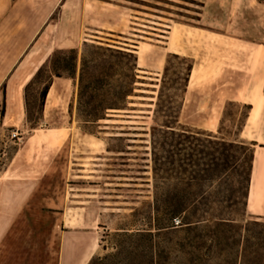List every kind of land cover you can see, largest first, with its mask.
<instances>
[{"label": "trees", "instance_id": "1", "mask_svg": "<svg viewBox=\"0 0 264 264\" xmlns=\"http://www.w3.org/2000/svg\"><path fill=\"white\" fill-rule=\"evenodd\" d=\"M131 1L165 10L157 3ZM191 70L189 58L167 54L151 115L152 187L146 210L131 227L104 234L102 241L107 236L115 239V250L93 256L87 264H211L216 249L222 252L236 247L235 260L240 264L262 263L264 221L241 218L252 165V143L228 140L179 122ZM60 77L72 80L75 88L68 116L90 134L95 133L101 121L128 111L129 98L137 95L142 82L134 47L94 39L83 41L80 49L55 48L24 86L25 121L30 128L40 125L48 89L53 79ZM36 83L39 116L34 118L27 90ZM244 106L247 110L243 121L250 109ZM3 114L4 106L0 110ZM16 150L17 147L14 153ZM229 171L236 174L241 185L240 197L220 191ZM214 185L217 189L211 190ZM141 212L140 207L134 208L136 216Z\"/></svg>", "mask_w": 264, "mask_h": 264}, {"label": "crops", "instance_id": "2", "mask_svg": "<svg viewBox=\"0 0 264 264\" xmlns=\"http://www.w3.org/2000/svg\"><path fill=\"white\" fill-rule=\"evenodd\" d=\"M178 1L166 3L179 5L183 11L172 12L166 7L154 11L157 9L139 2L129 6L134 18L154 15L160 18L156 21L159 24L167 20L160 43L147 41L151 35L145 34V39L131 45L140 72L159 74L169 53L189 58L192 70L179 118L185 114L201 119L191 124L203 130H218L228 102L250 106L234 139L252 143L253 150L244 216L264 221V0H190L183 6ZM17 2L0 0V94L4 106L0 128L24 125L23 88L11 117L7 116L8 90L22 80L20 68L53 20L47 17L36 29H3ZM154 29L149 34H156ZM81 41L79 36L68 34L59 42L50 41L43 53L46 58L55 48L76 47ZM142 52L147 56L159 55L144 63ZM25 151L18 146L7 168L0 173V264H87L100 247L98 218L89 215L88 207L80 204L58 212L60 218L42 221L41 215L52 210L42 209L38 185L43 178L55 180L56 175L35 173L39 166L33 162L20 163L19 156L30 152ZM14 168L17 174L6 175Z\"/></svg>", "mask_w": 264, "mask_h": 264}, {"label": "rangeland", "instance_id": "3", "mask_svg": "<svg viewBox=\"0 0 264 264\" xmlns=\"http://www.w3.org/2000/svg\"><path fill=\"white\" fill-rule=\"evenodd\" d=\"M145 1L164 5L172 9V12L180 9L179 5L161 0ZM176 3L188 5L190 0H179ZM134 5L131 0H19L13 7L12 18L3 24V29H36L38 23H43L51 16L53 20L45 28L32 51L38 44L47 48L50 41L59 42L68 34L82 39L77 45L79 49L83 41L94 39L131 46L138 40L145 39L142 38L145 34L151 35L147 41L160 43L167 20H161L163 22L159 24L156 21L160 18L154 15L134 18V12L129 9V6ZM153 29L156 34H149ZM158 55L153 53L147 56L143 52L140 54L144 63L156 60ZM156 73L157 71L140 72L142 82L138 84L137 95L129 98L130 109L119 111L120 113L101 121L93 134L84 132L77 120L68 116V105L65 112L55 110L48 115L43 112L40 125L35 129L30 128L25 121L24 87V125L19 128H0V173L7 168L15 147L20 146L22 151L30 150L27 156H19L20 163L33 162L39 166L35 173L51 172L56 175L55 180L48 181L43 178L39 182L41 207L52 210L49 214H42L41 220L51 222L60 218L61 214L58 212H63L70 206L83 204L88 207V214L98 218L96 229L99 232L100 247L93 256L113 252L115 239L107 236L102 241L103 235L137 223L140 216L144 215L145 204L150 199L152 178L149 132L162 70L158 71L159 74ZM68 80L54 78V84L59 90L68 93L69 104L75 88L72 80ZM38 86L39 83L33 84L27 90V99L34 118L39 116L36 99ZM2 106L0 94V110ZM246 110L240 103H227L220 117L218 130L212 133L228 140L236 138ZM200 120L185 114L179 118L181 124L195 128L197 127L191 123ZM31 134L33 137H30ZM9 171L18 173L17 168ZM214 186L211 190L217 189ZM219 188L221 193L234 198L240 197L242 193L237 176L232 171L227 173ZM136 207L142 209L139 216L134 213ZM237 207L239 209L241 204ZM241 218L249 220L244 215ZM103 245L107 246L106 250H103ZM261 252V264H264V248ZM236 253L237 247L226 248L222 252L216 249L211 264H240L235 260Z\"/></svg>", "mask_w": 264, "mask_h": 264}, {"label": "bare ground", "instance_id": "4", "mask_svg": "<svg viewBox=\"0 0 264 264\" xmlns=\"http://www.w3.org/2000/svg\"><path fill=\"white\" fill-rule=\"evenodd\" d=\"M43 49H44L43 45H41V44H38L36 46V48L33 50V52L25 59L22 67L20 68V70L18 72L20 75H22V80L20 79V81H18L16 84H14V85L12 84L9 87V90H8V111H7L8 117H11L13 115L14 107H16L18 105V103L20 102V98H21L20 90H21V88H23L26 85V83L32 78V76L34 75L36 70L39 68V66L46 59L45 53H43V51H44ZM67 105H68V93L65 91L59 90L55 86V84L52 83L50 85L48 92L46 94V97H45V102L43 105V112L46 115L52 113L55 110H61L62 112H65ZM13 174L15 175L17 173L9 172L6 175H13ZM1 220H2V215L0 214V221ZM82 241H84V240H82Z\"/></svg>", "mask_w": 264, "mask_h": 264}]
</instances>
